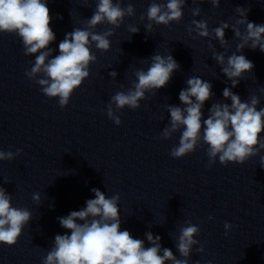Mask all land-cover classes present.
Here are the masks:
<instances>
[{
  "label": "clouds",
  "instance_id": "clouds-1",
  "mask_svg": "<svg viewBox=\"0 0 264 264\" xmlns=\"http://www.w3.org/2000/svg\"><path fill=\"white\" fill-rule=\"evenodd\" d=\"M204 2L219 7L221 0H193V3ZM185 4L186 0H166V3L153 0L146 12L147 32H153V24L169 26L172 22H180ZM235 11L239 19L235 20L234 25L222 21L219 27L210 29L207 21L193 19L188 26L190 36L195 32L200 38L218 40L225 49L228 48L225 30L231 28L240 43L227 58L226 53L215 50L212 54V59L221 66L223 75L231 82V87L223 89L224 100H230V104L214 102L205 119L203 109L205 102L213 96L212 84L200 77H189L186 80L187 87L179 93L183 106L167 105L170 119L160 136L170 139L178 131L181 133L178 145L170 152L173 158H183L203 143L208 146L206 155L209 166L215 164L217 158L223 166L229 163L242 165L264 150V139H261V133L264 132V107L258 110L259 97L251 95L247 101H242L232 91L244 74L252 72L254 68L252 61L237 53H242L245 48H258L264 52V24L250 22L247 19L248 9L237 7ZM200 14V7L192 9L194 17ZM134 16L135 9L131 3L122 7L121 0L115 3L114 0H96V9L91 18L86 19L85 27L74 28L67 33L58 45L59 54L53 56L54 49L49 45L56 40V36L50 27L52 17L47 0H0V33L17 35L22 41L24 54L35 55L34 63L25 75L40 86L46 97L58 98L59 106L63 109L69 104L74 91L89 77L90 65L97 61L92 46L100 52L109 51V37L123 24L125 17ZM144 19L145 14H142L140 20ZM102 24L111 27L101 33L94 31ZM240 26H245L243 32ZM128 30L133 35L139 33L140 28L129 25ZM209 47L214 49L211 42ZM150 59L152 62L147 70L134 71L136 80L131 87L126 92L118 91L107 105L106 115L117 126L121 124L117 112L125 107L139 109L140 101L147 99L146 93L155 95L157 90L166 87L173 73L180 68L171 52L167 56L156 53ZM108 75L116 79L117 72L110 71ZM261 93L264 94V88ZM21 151L0 150V161H11ZM260 167L264 168V155L260 156ZM91 191L95 198L87 200L84 208L58 218L61 227L70 230V235L55 236L53 247L44 256L43 264H189L193 246L199 244L194 239L200 233L198 225L186 222L180 228L176 248L183 259H178L171 249L162 248L159 235L146 232V239L151 246L145 247L144 240L133 238L127 230H120L119 194L109 198L97 188ZM32 199L39 203L40 194L34 193ZM11 201L12 196L0 186V244L8 246L17 244L23 229L32 219L27 208L13 207ZM232 227L231 223L225 222L226 235ZM196 251L203 253V245Z\"/></svg>",
  "mask_w": 264,
  "mask_h": 264
}]
</instances>
